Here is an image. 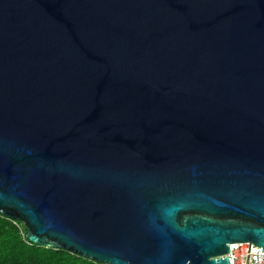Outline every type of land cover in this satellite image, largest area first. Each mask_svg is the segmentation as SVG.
I'll list each match as a JSON object with an SVG mask.
<instances>
[{"label":"water","instance_id":"1","mask_svg":"<svg viewBox=\"0 0 264 264\" xmlns=\"http://www.w3.org/2000/svg\"><path fill=\"white\" fill-rule=\"evenodd\" d=\"M0 214L97 264L264 249V0H0Z\"/></svg>","mask_w":264,"mask_h":264},{"label":"trees","instance_id":"2","mask_svg":"<svg viewBox=\"0 0 264 264\" xmlns=\"http://www.w3.org/2000/svg\"><path fill=\"white\" fill-rule=\"evenodd\" d=\"M0 264H97L70 251L35 245L25 225L0 214Z\"/></svg>","mask_w":264,"mask_h":264},{"label":"built area","instance_id":"3","mask_svg":"<svg viewBox=\"0 0 264 264\" xmlns=\"http://www.w3.org/2000/svg\"><path fill=\"white\" fill-rule=\"evenodd\" d=\"M230 257L233 264H264V249L254 244H234Z\"/></svg>","mask_w":264,"mask_h":264}]
</instances>
